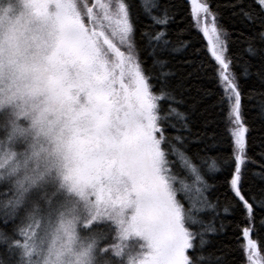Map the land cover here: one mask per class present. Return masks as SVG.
<instances>
[{
	"label": "snow or ice",
	"instance_id": "obj_1",
	"mask_svg": "<svg viewBox=\"0 0 264 264\" xmlns=\"http://www.w3.org/2000/svg\"><path fill=\"white\" fill-rule=\"evenodd\" d=\"M36 3L56 25L55 89L65 115L59 130L47 133V145L38 144V136L30 137L18 123H0V222L14 224L13 235L0 233V247L9 258L15 257V264H39L47 228L54 221L69 233L112 221L121 241L135 237L142 242L130 264H210L212 256L202 250L211 242L208 235L218 229L214 218L206 222L201 213L215 211L216 205L205 195L213 185L186 154L191 128L188 116L174 106L183 100L170 84L175 73L162 58L166 52L181 51L167 35V25L174 17H169L167 9L161 16L152 15L158 5L142 0L140 7L152 24L141 30V40L153 58V74L139 59L132 4L113 0ZM191 5L194 26L208 41L207 51L215 61L210 78L222 90L215 105L225 112L224 134L213 132L211 139L213 145L226 140L230 149L220 162L212 158L207 171L230 172L226 182L235 198L230 204L241 208L247 222L242 228L241 250L247 264H264V247L252 238L255 209H264V189L259 196L249 189L246 196L243 186L249 163H258L261 171L253 174L264 178V151L260 162L248 155L245 97L232 70L244 56L249 57L241 74L247 80L253 75L251 59H258L255 75L264 85V0H252L247 7L233 5L238 9L235 14L253 26L252 34L245 37L243 53L235 59L228 54L229 33L207 0H191ZM208 67L201 64L200 69L208 74ZM153 79L159 82L158 92L153 91ZM253 91L264 117V91ZM212 94L205 91L206 96ZM252 98L250 92L247 99ZM177 161L194 177L195 196L180 178ZM224 213L231 214L228 205ZM260 226L264 228V217ZM223 227L221 223L219 230ZM89 233L98 235L100 243L105 238L96 231ZM123 248L121 244L116 254L122 255ZM107 251L100 247L101 254ZM223 259L216 257L214 264H222ZM99 260L100 264L106 261L101 256Z\"/></svg>",
	"mask_w": 264,
	"mask_h": 264
},
{
	"label": "trees",
	"instance_id": "obj_2",
	"mask_svg": "<svg viewBox=\"0 0 264 264\" xmlns=\"http://www.w3.org/2000/svg\"><path fill=\"white\" fill-rule=\"evenodd\" d=\"M113 2H126L133 5L131 18L135 28L139 59L146 71H151L155 74L156 70L152 68L153 58L149 55L148 49L141 40V30L146 25L152 24V21L140 7L142 0H113ZM154 2L158 7L152 9V15L161 16L164 10L167 9L169 17H174L170 19L167 25V35L172 42V46L181 48V51L176 53H164L162 58L168 61L167 68L175 73L170 78V84L175 88L177 98L183 100V103L175 104L174 106L188 116V123L191 128V143L188 144L185 151L201 169L207 183L213 185L205 195L210 203L216 205L215 211L203 212L201 216L206 222L214 218L218 232L215 235H208L207 238L211 242L202 251L205 256H212L213 259L210 264H214L215 258L220 256L224 257L222 264H247L246 256L241 250L242 228L247 222L242 215L241 208L239 206L232 207L230 204V201L235 199L234 194L229 190V184L226 182L230 177V172L222 170L213 174L207 171V166L212 162V158H216L220 162L221 157L230 152L226 140L223 143L213 145L211 139L213 132L220 136L224 134L225 112L221 106L215 105L222 90L217 86L216 80L210 78L215 61L207 51L208 41L204 38L203 33L194 26L191 15V0H154ZM207 2L212 11L217 13L219 24L229 33L228 54L235 59L236 54L243 53L245 37L252 34L253 26L245 21L241 15L235 14L238 9L234 8L233 5L242 3L247 7L252 3V0H207ZM185 43L186 47L184 46ZM248 59L249 57L244 56L238 64L232 66V70L239 78L242 93L245 97L242 100V105L246 122L250 127L248 155L260 162V153L264 151V117L258 112L256 104L259 96L253 90L264 91V85L259 82L255 75L256 69L260 64L258 59H251V72L253 75L249 79L246 80L241 75L243 72L242 65ZM201 64L209 66L208 74L201 71ZM151 83L156 85L153 91L158 92L159 82L153 79ZM206 90H210L214 94L206 96ZM250 92L253 93L252 100L247 99ZM164 108H167V104H164ZM167 131L168 133H173L172 128H168ZM197 153L199 154L198 156L196 155ZM175 167L178 172L181 171V174L179 173L180 177L182 176L181 178H188L187 183L191 186L194 180L191 173L189 172V175L186 174L185 169L181 168L179 161H177ZM260 171L258 163L247 164L243 183L246 196L249 189L256 193L257 196L260 195L259 190L264 189V178L253 174ZM226 205L229 206L231 214L224 213ZM262 217H264V209L256 208L255 228L252 232V238L264 247V228L260 226ZM15 223L19 224V220H16ZM221 223L224 225L222 231L219 230ZM13 227V222L8 224L0 222V233L13 235ZM98 228L107 232V249L110 252L112 247H116L112 244L117 245L121 240L115 241L116 235L111 238L113 234L109 231V228L102 226V223H99ZM116 237L120 239L119 235ZM135 243L127 244L134 247L138 245L137 250H140V244ZM108 251L102 253L101 256L104 254L107 257ZM261 256L264 257V252L261 253ZM0 259H3L4 264H15V257L9 258L3 247H0Z\"/></svg>",
	"mask_w": 264,
	"mask_h": 264
},
{
	"label": "clouds",
	"instance_id": "obj_3",
	"mask_svg": "<svg viewBox=\"0 0 264 264\" xmlns=\"http://www.w3.org/2000/svg\"><path fill=\"white\" fill-rule=\"evenodd\" d=\"M56 41L55 22L36 0H0V123L20 124L42 145H47L50 130H59L65 115L55 89ZM99 245L98 235L65 232L54 221L39 264H100Z\"/></svg>",
	"mask_w": 264,
	"mask_h": 264
},
{
	"label": "rangeland",
	"instance_id": "obj_4",
	"mask_svg": "<svg viewBox=\"0 0 264 264\" xmlns=\"http://www.w3.org/2000/svg\"><path fill=\"white\" fill-rule=\"evenodd\" d=\"M179 164H180V162H179ZM182 169H184V168H182ZM185 171H186V174L189 175V172L186 169H185ZM179 173L181 174V171ZM192 178L194 179V177H192ZM182 179L185 180L186 182L188 180L187 177H184ZM177 186L179 187V185H177ZM190 187L192 189V193L191 194L193 196H195L196 195V193H195V187H196L195 180H193V183L191 184ZM180 196L182 198L183 197V193H181ZM185 203H187V201H185ZM99 223H102V226H104L106 228H109V231L113 234V236L111 238H113L115 235L116 236L119 235L118 227L112 221L97 222V223H94V225H92L89 230H85V229L81 228V229H79V231L81 232L82 235H87L89 231H96V232L102 234L105 238L103 240H101L100 247L103 246V248H108V245H107V243H108L107 242V232H104V231H102L101 229L98 228ZM116 236H115V239H116L115 241L120 240ZM132 242H136L135 244L142 243L141 241H139L135 237H132V238H129L127 240L118 242L117 245L116 244H112L113 246H116V247H112L110 252L108 251L109 254H108L107 257H105L104 254L101 256V253H100V256H101V258L103 260L108 261L109 264H130V260L132 258H134L136 256V254L140 251V250H137L138 249V245H135V247H134V246H130L129 244H127V243H132ZM121 244L124 245V248L122 249L123 254L122 255H117L116 254L117 251L121 250L120 249Z\"/></svg>",
	"mask_w": 264,
	"mask_h": 264
}]
</instances>
